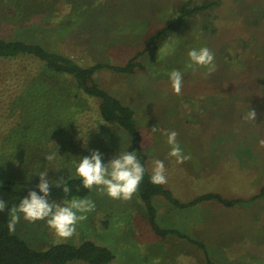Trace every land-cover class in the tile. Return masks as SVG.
Segmentation results:
<instances>
[{"label":"rangeland","instance_id":"rangeland-1","mask_svg":"<svg viewBox=\"0 0 264 264\" xmlns=\"http://www.w3.org/2000/svg\"><path fill=\"white\" fill-rule=\"evenodd\" d=\"M182 1L0 0V37L41 43L85 66H121ZM211 1L218 4L207 16L190 18L188 32L172 33L159 51L141 56L142 67L133 73L104 69L96 75L103 89L135 110L149 169L154 160L164 162L165 186L181 202L212 192L250 200L264 190V0ZM201 47L215 55L216 71L207 78L206 69L185 67L188 51ZM174 69L183 74L179 95L168 75ZM40 70L30 57L0 59V184L38 190L39 173L52 181L77 177L80 158L92 150L102 153L104 164L132 152L128 132L101 119L98 99L74 96L72 81L52 80ZM249 109L257 113L255 122L243 119ZM155 126L160 131L152 132ZM173 130L191 156L182 164L168 155L165 133ZM85 198L95 209L71 239L57 237L45 220L30 223L22 215L14 232L37 250L94 241L114 253L109 264H206L197 246L153 231L137 193L123 201L93 189ZM153 203L160 228L175 225L204 242L216 264H264V195L232 208L207 201L177 209L163 196Z\"/></svg>","mask_w":264,"mask_h":264},{"label":"trees","instance_id":"trees-1","mask_svg":"<svg viewBox=\"0 0 264 264\" xmlns=\"http://www.w3.org/2000/svg\"><path fill=\"white\" fill-rule=\"evenodd\" d=\"M218 2V1H217ZM211 0H183L176 4L173 14L167 24L157 27L150 31L145 38L143 48L128 63L121 66H115L109 63H97L85 66L69 56H65L57 51L48 49L41 43L16 38L0 37V59L15 60L19 57H30L39 62L41 70L48 78L69 79L72 81V87L77 92L74 96L84 95L99 100L98 110L101 119L108 124H116L128 132L131 141L132 152L135 151L137 158L145 167V174L139 185L137 194L139 195L148 215V221L153 229L161 237L176 235L187 240L189 243L203 250L206 264H216L208 253L204 242L188 235L180 230V227L168 225V228L162 229L157 223V208L153 203L156 196H163L174 208L186 209L195 207L199 203L207 201H217L225 207L232 208L239 202L249 203L264 195L263 192L250 200L227 199L218 193H206L199 195L189 202H181L165 184L155 185L151 183L152 172L148 166V156L142 147L143 135L137 124L135 110L124 104L118 97L103 89L96 81V75L104 69L121 72L133 73L135 68L142 65L137 61L141 56L148 52L159 51L166 39L178 30L189 31L191 28L189 20L199 13L207 16L213 10L216 4ZM188 22V24H186ZM211 23V22H210ZM186 24V25H185ZM204 27H207L205 25ZM264 84V79L261 80ZM65 89V88H63ZM64 91L67 92L65 89ZM71 192L65 195L61 188L55 186L51 189L49 197L50 202L62 203L73 197L85 198L91 191L85 189L82 180L79 177H70L66 180ZM30 189L24 186L13 185L12 181L0 184V199H4L8 208L18 205L20 200L27 196ZM39 193V189L35 190ZM10 217L8 211L0 212V264H69L72 262H85L87 264H109L115 258L114 253L108 247L98 244L91 240H85L80 244L71 242H61L52 245L45 250L33 248L25 239L21 238L15 232L8 230L7 224Z\"/></svg>","mask_w":264,"mask_h":264},{"label":"clouds","instance_id":"clouds-1","mask_svg":"<svg viewBox=\"0 0 264 264\" xmlns=\"http://www.w3.org/2000/svg\"><path fill=\"white\" fill-rule=\"evenodd\" d=\"M188 63L186 68L195 72L197 69H206L205 78L216 71L215 55L208 47L199 49L192 48L187 53ZM169 80L172 90L179 95L183 87V74L179 70H172L169 74ZM257 118L255 109H249L243 116L245 121H254ZM152 132L160 131L155 126L151 128ZM167 143L170 146L168 155L174 157L178 164H182L191 159L190 154L185 155L177 142L178 133L169 131L165 133ZM264 146V140L260 141ZM57 153L45 157L47 161L55 159ZM76 176L82 180V185L89 191L96 189L106 194L114 200L130 201L137 193L139 185L145 174V167L137 158L136 152H122L113 157L107 164L102 162V153L99 150H92L90 156L80 158L75 169ZM166 169L162 160H154L151 183L162 185L167 183ZM40 182L37 185L39 193L33 190L23 197L18 205L8 208L4 199H0V212L8 211L9 221L8 230L14 232L16 225L21 219L34 223L45 220L49 229L60 239H71L77 231V224L87 219V213L94 211L95 204L89 198L73 197L65 200L64 204L50 202L51 189L53 186L61 188L65 195L71 192L67 181L61 177L52 181L47 179V173H39Z\"/></svg>","mask_w":264,"mask_h":264}]
</instances>
